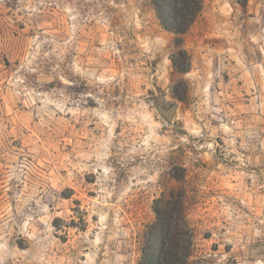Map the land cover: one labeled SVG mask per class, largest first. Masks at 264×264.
Masks as SVG:
<instances>
[{"label": "rangeland", "instance_id": "1", "mask_svg": "<svg viewBox=\"0 0 264 264\" xmlns=\"http://www.w3.org/2000/svg\"><path fill=\"white\" fill-rule=\"evenodd\" d=\"M174 233L181 264H264V0L183 35L152 0H0V264H142Z\"/></svg>", "mask_w": 264, "mask_h": 264}, {"label": "trees", "instance_id": "2", "mask_svg": "<svg viewBox=\"0 0 264 264\" xmlns=\"http://www.w3.org/2000/svg\"><path fill=\"white\" fill-rule=\"evenodd\" d=\"M157 19L162 29L176 35H183L199 15L203 0H152ZM161 234H165L171 218L165 212H157ZM177 233L171 235V242L158 247V236L153 234L147 239L142 264H181L183 256ZM163 245V243H162Z\"/></svg>", "mask_w": 264, "mask_h": 264}, {"label": "water", "instance_id": "3", "mask_svg": "<svg viewBox=\"0 0 264 264\" xmlns=\"http://www.w3.org/2000/svg\"><path fill=\"white\" fill-rule=\"evenodd\" d=\"M153 103V107L162 120L170 125L174 119L177 111V102L174 100H167L164 95H152L148 97Z\"/></svg>", "mask_w": 264, "mask_h": 264}]
</instances>
